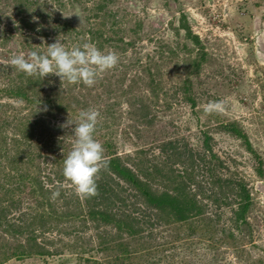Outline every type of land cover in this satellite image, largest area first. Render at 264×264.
<instances>
[{
  "label": "rangeland",
  "instance_id": "374dc122",
  "mask_svg": "<svg viewBox=\"0 0 264 264\" xmlns=\"http://www.w3.org/2000/svg\"><path fill=\"white\" fill-rule=\"evenodd\" d=\"M28 1L0 0V168L4 165V169L16 171L33 159L40 166V182L51 191L54 211L76 212L73 202L79 195L62 176L63 165L56 168L50 158L54 154V159H62L64 149L72 150L79 112L95 109L100 117L94 138L103 145L104 157L119 155L137 171L148 164L142 161L160 162L163 139L179 140V145L202 153V132L208 131L213 137V153L227 167L218 170L219 176L243 179L253 204L248 226L239 228L232 219L235 206L218 207L206 198L201 200L205 214L188 223L154 227L146 223V215L135 211L131 216L136 223L141 221L130 234L128 228L118 230L112 223H99L95 229L89 222L82 223V217L62 222L46 206H38L40 197L28 187L20 192L17 200L21 202L11 208L8 219L21 212L29 216L48 213L50 218L41 222L35 233L37 243L50 254L26 253V233L25 238L16 239L23 246L20 256L8 257L9 249L18 244L0 231V264H264V0H112L106 11L115 16L109 20V14L103 12L99 19L86 20V7L94 8L101 0L76 5L75 0ZM113 19L114 24L108 22ZM68 22L77 26V31L86 26L101 30L102 40L107 41L99 48L88 36L61 29V24ZM103 22L108 24L103 27ZM182 23L198 37L199 47L186 37ZM57 40L67 50L91 43L103 52L114 51L119 63L101 74L92 87L61 81L55 75L30 77L11 65V58L21 53L25 57L31 51L46 54L47 46ZM129 42L133 45L127 46ZM172 51L175 55L170 59ZM148 56L157 64L151 73L160 84L152 90L145 77L144 86L141 83L130 95L120 96L121 88L132 85L133 76H142L141 65ZM197 56H201L200 68L190 75L192 66L184 59ZM187 85L196 103L194 109L185 102L183 87ZM15 88H24L27 97H35L37 102L28 104L10 96ZM55 90L63 92L64 110L46 101ZM217 100L225 102L224 110L206 113L204 106ZM33 109L46 118L49 127L38 142H25L22 136H15L20 135V124ZM142 117L151 124L144 126ZM231 122L245 133L258 159L238 138L219 130L221 124ZM56 139L63 144L53 143ZM173 167L181 171L180 164ZM156 185L163 190L158 184H152L153 189ZM120 187L126 185L119 183L118 192ZM55 191L60 195L53 199ZM123 191L119 192L123 197H130L128 190ZM130 202L131 198L120 211L127 214ZM119 244L129 253L124 254Z\"/></svg>",
  "mask_w": 264,
  "mask_h": 264
},
{
  "label": "trees",
  "instance_id": "16d2710c",
  "mask_svg": "<svg viewBox=\"0 0 264 264\" xmlns=\"http://www.w3.org/2000/svg\"><path fill=\"white\" fill-rule=\"evenodd\" d=\"M88 1L89 0H75L74 5H76V3L88 4ZM111 1L112 0H101V3L96 5L94 8L89 9L86 7V20H90L92 18L99 19L102 12L105 15L109 14L108 20L111 16H115L111 15L110 11H106L110 6ZM29 2L33 3V0H29L26 3ZM59 18L60 16L57 17V19ZM108 22H113L114 24L115 19ZM101 24L104 27L108 23L103 22ZM25 25L28 26V23L25 22ZM182 27L185 28L186 37L190 38L193 44L199 47L200 43L198 37L191 35L189 29L184 23H182ZM61 29L64 31L70 30L77 36L86 35L90 38V42L97 44L99 48H101L102 42L107 41L102 40L104 32L101 30H94L88 26L80 27V30L77 31V26L68 22L61 24ZM126 45L132 46L133 44L129 42L126 43ZM200 51L201 50L199 49V52ZM174 55L175 53L172 51L171 54H169V58L172 59ZM187 60H189L188 65L191 64L192 66V69L188 74H197L201 64V56H197L192 60L190 58L184 59L185 62ZM165 61L166 57L162 59V62ZM138 62H140L139 58H137V63ZM154 66H157V64L148 56V61L145 65H141L142 76H133L131 78L132 85L127 89L121 88L119 95H130V93H133L138 89V85H141V83H143L141 86H144L143 78L145 77H148L149 80L147 85H149L150 88H153L152 90H155L160 83L158 84L154 81V76L151 73ZM186 83H188V81H186ZM189 84L192 85L191 83ZM190 85H187L186 88L183 87V93L186 98L185 102L190 103V107L194 109L196 107V103L194 98L189 94L191 89ZM23 90H21V88L10 90V96H15L14 98H17L22 102L25 101L28 104H34L37 102L35 97L29 99ZM53 92L55 93H52L49 96L50 99L46 98V101L48 103H53L56 107H64L65 98L63 99V92L59 90H55ZM111 108L112 105H110V109ZM62 109L64 110L65 108ZM144 109L145 107L143 110ZM142 121L145 123L144 126L149 125L152 122L143 117L140 122ZM47 123L46 118H41L38 110L33 109L30 117L26 118V120L20 124L21 129L18 131L20 135L17 134L15 137L17 138L18 136H22L25 142H36L38 138L45 137L46 132L44 128L46 126L49 127ZM220 128V131H225L229 135L238 138L247 152L258 159L247 136L239 129L236 123L231 122L221 124ZM137 133L140 132L137 131ZM202 141V153H198L197 151L192 152L188 149L187 145H179V140L163 139L159 143L160 162L142 161L143 163L148 164L138 169V171L135 165H127L123 161V158L119 155H113V157L105 156L104 158L107 163V168L103 169L99 174V179L97 181L98 195L91 198L76 196L75 201L73 202V204L75 203L73 208H77V210L74 213L69 211L64 213L58 212V214L54 211L55 209L53 208L49 198L51 191L47 190L40 182V166L35 164L33 159H30L27 162L25 168L20 167L16 171L14 169H4L5 166L3 165L0 168V231L11 235L10 238L13 241L20 237L25 238V234L27 233L24 243L26 253L34 252L36 255H40L41 257L50 254L45 249L44 245L37 243L36 240L38 238L35 233V228L40 226L39 224L41 222L50 218L48 213H33L29 216L28 213L21 212L15 219H8V214L11 212V208H14L16 204L21 202L17 200L20 196V192L22 193L28 189V187H31V191L40 197L41 202L38 206H46L52 215L57 217L58 220L63 222L69 218L72 219L74 217L79 219L82 217L80 218L82 223L89 222L93 224L95 229H97L99 223L104 226L112 223L116 229L122 230L126 227L130 231L129 233L133 234L135 232L134 227L136 228L137 225L138 229V225H140L141 221L139 220L136 223L135 221L137 219L131 216L135 211H137V213L140 212V215H146L149 219L146 223H149L150 226L153 225L154 227L188 223L190 220L200 218L205 214L203 209L205 205L201 201L202 198H206L210 202L212 201V203H216L218 207L224 206L226 208H233V206H235L231 210L233 222L238 228L240 226H248L249 223L247 216L253 202L247 183L240 178L234 179L232 177H220L218 170L227 167L212 151V135L209 134L208 131L202 132ZM54 142H57L59 145L63 144L61 139H56L53 143ZM47 144L48 142L46 143V146H49ZM64 153L65 155L62 159L61 157L54 159V154L51 156L50 160L51 162L56 163V168L59 167L60 164L64 167V159L70 152L67 151V149H64ZM175 164H180L181 171H177V169L173 167ZM35 168L36 170H34ZM18 171L20 173H18ZM256 172L261 176L260 169H257ZM121 182L126 185V188L120 187L119 192L128 190L130 192V197H123L120 194L122 192H118L117 188ZM152 184L161 185L163 190H161L157 185L156 189H153ZM129 198H131V202L127 206H130V208L127 210V214H125L126 211H120V208H122V206H126ZM114 208L118 211H115ZM2 241L4 242L5 240L2 239ZM16 243L18 245L14 249L10 248L7 252L8 257L20 256L23 246L21 245V241L16 240ZM6 244L8 245L9 243L6 242ZM26 245H28L27 248H29L30 251H27ZM119 246H123V244H119ZM122 251L124 254L129 253L126 246ZM30 253L28 254L31 255ZM5 259L7 258H4V260Z\"/></svg>",
  "mask_w": 264,
  "mask_h": 264
},
{
  "label": "clouds",
  "instance_id": "9594fccd",
  "mask_svg": "<svg viewBox=\"0 0 264 264\" xmlns=\"http://www.w3.org/2000/svg\"><path fill=\"white\" fill-rule=\"evenodd\" d=\"M119 55L114 51L103 52L94 44L84 43L81 47L67 50L57 40L47 46V53L31 51L15 55L10 63L27 76L45 78L58 76L61 81L71 84H83L92 87L98 77L114 68L119 63ZM225 108L223 100L210 101L204 106L208 114L222 112ZM100 112L95 109L81 110L79 123L74 127L75 143L64 159L63 175L70 181L77 195L91 198L98 195L99 174L107 163L104 158V147L94 138ZM59 191L52 193V198L59 197Z\"/></svg>",
  "mask_w": 264,
  "mask_h": 264
},
{
  "label": "water",
  "instance_id": "95a60500",
  "mask_svg": "<svg viewBox=\"0 0 264 264\" xmlns=\"http://www.w3.org/2000/svg\"><path fill=\"white\" fill-rule=\"evenodd\" d=\"M257 186V185H256Z\"/></svg>",
  "mask_w": 264,
  "mask_h": 264
}]
</instances>
